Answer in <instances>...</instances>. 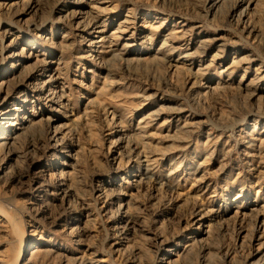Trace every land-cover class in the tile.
Masks as SVG:
<instances>
[{
	"label": "rangeland",
	"instance_id": "1",
	"mask_svg": "<svg viewBox=\"0 0 264 264\" xmlns=\"http://www.w3.org/2000/svg\"><path fill=\"white\" fill-rule=\"evenodd\" d=\"M69 1L0 0V83L11 89L5 122L37 116L13 140L1 139L12 128L0 131V264H158L166 253L169 264H264V0L244 16H234L244 5L233 0L213 15L212 0H83L80 15ZM86 5L103 8L106 35L124 15L139 18L151 45L127 62L93 59L74 29L90 21ZM175 21L186 24L193 47L216 35L222 42L193 55L190 67L159 62L155 49L176 45L164 39ZM16 38L32 41L12 46ZM36 42L44 49L37 61L49 52L63 61L68 106L52 113L27 101L20 114L18 100L30 91L13 86L25 74L15 63ZM111 42L121 54L124 41ZM221 53L220 65L208 64ZM247 55L252 63L223 72ZM201 62L206 68L194 74ZM251 78L243 90L239 81ZM152 112L150 127L135 131ZM54 129L67 155L49 147ZM134 148L148 158L135 160ZM132 179H140L133 189ZM97 189L110 200L105 210ZM197 209L213 211L206 227L189 223ZM126 217L137 225L125 227Z\"/></svg>",
	"mask_w": 264,
	"mask_h": 264
},
{
	"label": "bare ground",
	"instance_id": "2",
	"mask_svg": "<svg viewBox=\"0 0 264 264\" xmlns=\"http://www.w3.org/2000/svg\"><path fill=\"white\" fill-rule=\"evenodd\" d=\"M225 1L226 0H212V3H210V6H209V9L212 11V15L221 11L220 10L221 6L224 5ZM259 1L260 0H233V7L237 5H244V7L238 12V14L234 16H238V15L244 16L246 14V10H249L251 7L254 8ZM68 3H70V5H73L76 8H80L77 11V14L79 15L82 14L81 8L85 6V3L83 0H71ZM86 6H87L86 14L90 15V21L87 22L85 25L76 23L74 29H75L76 34H80L81 39L84 41V44H85L84 52L87 55L91 56L93 59L95 57L99 58L102 55L106 54V55H109L110 58L112 57L113 59L114 58L116 60L118 59L120 62H125L126 59H124L123 57L132 56V55L138 56L142 53V50L139 51L138 50L139 48H136V47H140L141 49L143 45H145L146 48L148 45H151L150 44L151 36L149 35V33L143 35L145 29L147 30V28L149 27H147V25L143 26V24L140 23L139 18H134L132 16L124 15L122 19L117 21L118 24L115 30H113V32H111L110 35L109 34L106 35L105 34L106 22H99V20L104 18L103 8L96 6V5H86ZM174 26L177 27V29L174 31L171 29H166V33L164 34V37H165L164 39L172 41V42L174 41L173 43L176 45L171 46L167 44H164V45L162 44L163 46L155 49L152 55V58L159 62L168 63V62L176 61L175 63H170L175 68H177L179 64L185 65L186 62H188L189 67L192 66V63H193L192 61L194 60L193 55H196L200 51H203L209 44H213L216 41L222 42V38L216 35L215 37H211L208 39H202L198 41L197 44L196 45L194 44V47H193V42L190 41L189 39L190 35H188V31L186 30L187 28H185L186 24L181 21H175L173 24H171V27H174ZM61 39L64 42H66L65 36H61ZM111 39L114 42H116L117 40L124 41V44L122 47L123 52H121V54L117 53L116 44L111 42ZM16 41H18L17 38L13 39L10 42V44L14 46ZM31 41L32 40H28L27 38H24L22 40H19L18 44L20 46H28L29 42ZM222 45H223L222 43L221 44L219 43L216 46L222 47ZM188 48H193V51L187 53L186 55L180 56L176 60L174 59V57L178 55L177 54L178 51L185 50ZM3 49L4 48L0 50L1 53L3 52ZM42 50L44 49L40 48L38 42H36L32 46H30V51L28 52V54L24 56L25 60L19 59L15 63L16 69L14 71L16 70L18 72L24 71L25 74L21 76L20 78H17V80L13 82V86L16 84L26 85V86L29 85L27 87H29L28 90L30 91L29 96L27 94L28 92L26 91L27 88L22 91L23 93L25 92V94L21 96L20 99L18 100V103L20 104H18L19 108H17L16 110L17 113L24 114L26 110V106H27V101L28 102L32 101L33 103L40 104L46 111L52 112V113L53 112L55 113L60 109H65L68 106L67 99H66L68 96L66 95V90L64 88V85H63L64 83L62 79L63 61L55 58V56H53V54L50 52L47 53L45 58L37 61L36 60L37 56L43 55V53L41 54ZM217 51L221 52L220 49ZM11 55H13L12 61H15V58L16 59L20 58L19 52L11 53L10 56ZM224 57L225 56L223 55V53H221L220 55L213 54L212 58L208 60V64L214 63L216 65H220L223 62ZM31 60H32V63L29 64ZM253 61L254 60L248 55L241 56L236 61L229 62L226 66L222 68V70L223 72H225L233 67H239L240 65H249ZM206 66L207 64L205 62H201L199 64V67L195 70L194 74H201V71L205 69ZM259 68L260 67L258 66L257 68L254 69V76H256V78L258 77V75H261V72H262L260 71L261 68L260 69ZM261 77H263V75L260 76V78ZM254 79L251 78L248 81H242V82L239 81V83H242L240 87L243 90H247V88L250 87V85L254 83ZM32 81H39L40 83L39 82L33 83ZM3 84L4 83H0V93H3V97L0 100L1 101L0 102V121H1L0 131L9 132L10 128H12L11 130L15 131V132H12L10 135H7L1 138V139L6 138V142H7L9 139L13 140L17 135L23 133L27 128H29L37 116L33 112L32 115H30L29 119H27L26 117L22 115L20 116V118L22 119V122L20 123L13 122V123L7 124V122L5 121L9 118V112L11 111V109L9 110V104H6L4 102L6 100L4 99H9L11 89H8V88L6 89L4 86L2 87ZM204 87L205 86H203V88ZM205 88H208V87L206 86ZM28 98L31 100H28ZM179 112L181 111H178L177 113ZM154 116H156V114L152 112V113H149L147 116H144L142 119L138 120L137 125L134 130L139 131V133H144L145 130H147L150 127L148 120L151 121ZM16 117L12 116V119L16 120L17 119ZM57 133L58 132H56L55 129L52 130L51 136L49 138L50 143L48 145L53 150L59 151L63 155H67L66 153L71 149L68 148V151L65 150L67 147L64 146L62 142L63 140L62 141L57 140L58 139L56 135ZM2 144L4 143H1V145ZM135 151H137L136 148L128 151L131 157L132 155L135 156V160H139L140 158H146V159L148 158L144 154H141L139 152L136 153ZM16 156L19 157L20 155H16ZM142 162H144V159ZM22 177H25V173L23 172H22ZM139 180L140 179L135 181L132 179V181L128 182L127 184L130 186V188L133 189L138 185ZM59 186L63 187L64 183H60ZM95 191H97L98 193V195L95 196V200L97 202H100L102 204L101 208L105 210L107 206L109 205V201H110L108 196L102 189L101 190L97 189ZM261 207L264 208V206H261ZM251 210H254V209L252 208ZM212 213H213L212 210L197 209L194 213L191 214L189 223L191 224V226L198 224L197 228L206 227V226H203V223L205 221H209V222L211 221L207 217L212 216ZM123 221H124L123 223L125 227L128 226L129 224H132L134 227L137 225V221L134 220L132 217L130 218L126 217L123 219ZM124 226H122L121 228L123 231L122 233H124V231L127 230L123 228ZM196 233L205 234L207 233V230L200 231V232L196 231ZM154 239H155L154 242L158 241L156 240L158 238L155 236H154ZM187 239L190 242V244L194 243V240L192 238H187ZM158 244L159 246L162 245L163 241H160ZM190 244L183 245L181 247L182 249L181 252L183 253L187 252L189 250ZM166 255H167L166 258H159L158 264H169L170 262V260L168 259L169 253L168 254L166 253Z\"/></svg>",
	"mask_w": 264,
	"mask_h": 264
}]
</instances>
